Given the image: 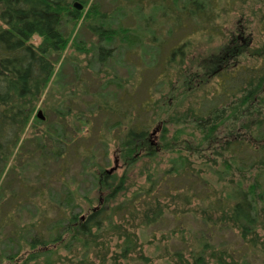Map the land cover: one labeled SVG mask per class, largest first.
<instances>
[{
  "label": "rangeland",
  "instance_id": "rangeland-1",
  "mask_svg": "<svg viewBox=\"0 0 264 264\" xmlns=\"http://www.w3.org/2000/svg\"><path fill=\"white\" fill-rule=\"evenodd\" d=\"M155 1L162 0H97L102 14L110 19L111 28L129 29L141 46L129 50L121 38L113 43L101 44L98 36L91 31V27L98 22L86 20L80 23L35 116L39 119L37 114L42 111L44 121L65 127L68 139L75 142L74 146L80 153L79 159L71 157L70 172L65 177L78 206L72 209L74 212L68 210L66 216L75 213L83 219L93 210L105 206L108 195L117 191L120 184L125 190H119L120 194L110 205L122 204L127 208L137 193L141 194L143 188L149 187L150 177L163 193L161 198H165L164 213L158 224L149 227L142 224L143 217L153 214V210L142 209L133 216L128 211L127 215L114 221L115 226L110 227L112 223L107 225L110 228L103 236L99 235L97 242L90 237L73 239V233L69 232L62 245L52 244V257H45L50 264H103L100 255L104 256L105 264H113L114 259H118L120 264H127L120 258L127 242L132 239L138 242V248L132 255L136 262L142 254L151 259L150 264L173 263L178 260L175 255L182 254L190 260L188 264H194L191 251L197 247L198 237L205 233L206 220L219 221L221 216L218 212L207 210L209 203L231 198L228 204H233L235 190L247 189L254 184L258 172L255 167L258 165L249 163L243 170L232 152V141L237 134L232 130L241 127V122L237 120V127L231 117L228 121L233 122L228 124V129L232 133L229 134L221 126L212 134L213 138L206 140L205 132L193 123L190 107L196 96L205 89H211L216 72L224 71L225 67L237 62L259 63L264 55V34L261 32L264 0L223 2L219 9L223 16L219 23H224L226 36L213 40L210 27L204 33H197L202 27L191 23L182 31H175L161 17L163 12L160 6H154ZM171 4V1L165 3L166 6ZM225 7L227 9L223 12ZM66 28L73 31V25ZM36 43H39L38 39ZM76 44L82 45L83 49H76ZM184 44V52L180 53L172 68L166 70L171 52ZM102 46L112 50L111 56L103 61L98 60ZM75 71L81 74L78 75L79 81L74 80ZM144 105L148 113L141 111ZM69 106L73 107V111L67 110ZM99 106H117L123 110L127 120L122 127L111 128L117 120L102 118L100 115L106 113L101 112ZM58 111L64 112V125ZM140 112L141 120L150 121L149 140L142 151L123 148L124 134L131 117L136 121ZM258 115L255 113L254 116ZM215 123H219V119L212 125ZM38 128L43 130L45 126ZM164 128L167 132L162 134ZM28 131L26 135L31 133ZM243 133L239 132L237 139L246 138L247 143L251 141L252 146H258L250 136L242 137ZM198 147H201L198 151L203 153L201 156L194 154ZM251 150L245 148L240 154L243 158L256 155ZM87 156H92L91 164L86 162ZM133 160H137L134 166L130 165ZM180 162H184L185 167L180 169L179 176L170 175L178 171ZM185 171L190 172L191 182L196 184L193 192L187 183L181 184L179 177ZM187 189L189 192L185 191ZM190 191L205 198V203L195 200L188 203ZM46 208L39 207V213L43 214ZM49 214L51 220L59 217L54 211ZM259 215V234L264 238V206H261ZM52 227L43 229L44 236L49 239ZM238 241L236 231L214 230L212 243L218 249L231 250ZM27 245L18 258L19 264H24L31 252ZM45 259L39 264H46ZM207 260L211 264L217 263L210 257ZM223 261L230 263L227 258ZM1 264L10 263L3 258Z\"/></svg>",
  "mask_w": 264,
  "mask_h": 264
},
{
  "label": "trees",
  "instance_id": "trees-1",
  "mask_svg": "<svg viewBox=\"0 0 264 264\" xmlns=\"http://www.w3.org/2000/svg\"><path fill=\"white\" fill-rule=\"evenodd\" d=\"M169 1L172 4L166 6L165 3ZM225 1L229 3L235 0H162L155 1L154 6L161 7V17L175 31H182L191 23L202 27L197 33H204L210 27V37L213 40L224 39L226 36L224 23H219L223 16L220 15V5ZM76 2L81 3L84 9L75 8ZM91 2L92 0H0V264L3 258L10 264H19L18 258L26 244L31 252L24 264H39L54 253L52 244L64 242L69 232L73 233V239L90 237L97 242L99 235L103 236L110 227L115 226L114 221L119 216L127 215L128 211L129 215H134L142 209L153 210V214L143 217L142 224L149 227L158 224L164 213L165 198H161L163 193L157 183H154L153 177H150L149 187L143 188L141 194L137 193V197L127 208L122 204L110 205L117 194H120L119 190H125L124 185L120 184L117 191L108 195L105 206L93 210L83 219L75 213L66 216L68 210L74 212L72 209L78 206L75 205L73 191L65 177L70 172L71 157L79 159L80 153L78 147L74 146L75 142L68 139L65 127L36 118L37 107L53 81L80 23L83 24L86 20L98 22L91 27V31L98 36L101 44L113 43L121 38L129 46V50L141 46L129 29L111 28L108 23L110 19L102 14L97 0L90 5ZM87 8L89 9L85 12ZM226 9L225 7L223 12ZM68 25H73V31L67 30ZM261 32L264 34V19ZM184 46L185 44L171 52L166 70L172 68L179 55L184 52ZM75 47L83 49L79 44ZM99 50L98 60L100 58L103 61L111 56V48L102 46ZM78 75H81L80 72L75 71L74 80L79 81ZM98 108L106 113L100 115L102 118L117 120L111 128L122 127V123L127 120L123 110L117 106ZM142 108L144 110L141 111L148 113L146 105ZM67 110L73 111V107L69 106ZM63 113L58 111V117L64 125ZM190 113L193 123L205 132L206 140L213 138L212 134L221 129V126L230 134L228 124L233 120H228L233 117L236 126L239 120L241 127L232 130L237 133L232 141L233 156L243 170L249 163L259 166L255 167L258 172L254 184L247 189L235 190L236 200L233 204H228L231 198L209 203L207 210L218 212L221 216L219 221L206 220L205 233L198 237V245L191 251L193 263L211 264L208 257L216 260V264L264 263V238L259 234L258 225L259 211L264 206V55L254 65L237 62L225 67L224 71L216 72L211 89H205L195 97ZM255 113L259 115L255 117ZM141 114L142 112L138 114L136 121L131 117L129 128L124 134L123 148L142 151L144 144L148 142L150 121L141 120ZM216 119H219V123L212 125ZM41 125L45 126L43 130L38 128ZM28 129L31 133L26 135ZM242 131V137L250 136L258 146H252L251 141L247 143L246 138L237 139ZM166 132L167 129L164 128L162 134ZM200 148L195 149V155H203L198 153ZM245 148L252 149L256 155L250 154L243 158L240 153ZM86 159V162L92 163V156H87ZM247 159H250L249 162ZM136 161L133 160L130 165L134 166ZM179 166L178 171L170 175L179 176L180 169L185 167L184 162H180ZM179 178L181 184L187 183L191 191L196 187L191 182L189 171H185ZM185 191L189 192L188 189ZM191 191L188 203L192 200L205 203V198ZM41 206L48 207L42 211L43 214L38 211ZM51 211L58 213L57 220H51ZM35 215L38 217H34ZM110 223L112 225L107 228ZM51 225L53 233L49 239L44 236L43 229ZM214 230L236 231L239 239L237 245L231 250L218 249L212 243ZM129 239L130 237L127 241ZM137 248V240L128 241L120 259L127 264H150L151 259L142 254L137 262L133 260L132 255ZM175 256L178 260L166 264L190 263L182 254ZM100 257L105 264L104 256ZM226 258L230 263L223 261ZM45 261L50 264L48 260ZM113 264L120 262L114 259Z\"/></svg>",
  "mask_w": 264,
  "mask_h": 264
},
{
  "label": "water",
  "instance_id": "water-1",
  "mask_svg": "<svg viewBox=\"0 0 264 264\" xmlns=\"http://www.w3.org/2000/svg\"><path fill=\"white\" fill-rule=\"evenodd\" d=\"M75 8H77L78 10H82L83 8H84V6L81 4V3H79V2H76L75 3ZM37 117L39 118V119H41V120H45V117L43 116V113H42V111H40L38 114H37ZM113 171V170H112ZM111 171V172H112Z\"/></svg>",
  "mask_w": 264,
  "mask_h": 264
}]
</instances>
